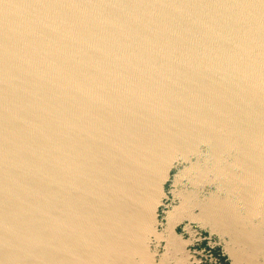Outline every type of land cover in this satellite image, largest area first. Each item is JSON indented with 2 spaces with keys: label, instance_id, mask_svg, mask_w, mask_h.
Segmentation results:
<instances>
[{
  "label": "water",
  "instance_id": "95a60500",
  "mask_svg": "<svg viewBox=\"0 0 264 264\" xmlns=\"http://www.w3.org/2000/svg\"><path fill=\"white\" fill-rule=\"evenodd\" d=\"M212 205L264 264V0H0V264H202Z\"/></svg>",
  "mask_w": 264,
  "mask_h": 264
},
{
  "label": "flooded vegetation",
  "instance_id": "af4514ba",
  "mask_svg": "<svg viewBox=\"0 0 264 264\" xmlns=\"http://www.w3.org/2000/svg\"><path fill=\"white\" fill-rule=\"evenodd\" d=\"M192 229L186 233L185 237L187 239L192 238L191 249L202 264H231L220 239L215 233L209 229H201L195 223H193ZM192 234L195 237H192Z\"/></svg>",
  "mask_w": 264,
  "mask_h": 264
},
{
  "label": "bare ground",
  "instance_id": "6f19581e",
  "mask_svg": "<svg viewBox=\"0 0 264 264\" xmlns=\"http://www.w3.org/2000/svg\"><path fill=\"white\" fill-rule=\"evenodd\" d=\"M205 202H207V200H205ZM206 207H208V206H206ZM208 208H210V207H208ZM198 209H199V212H198V214L197 215H193V216H191L190 217V221L192 222V221H196V222H199L200 220H202L203 218H201L200 216H202V215H206V214H204V212L202 211V209H200V207H198ZM211 209V212H210V216H211V218H209L210 216H207V218H205V219H203L204 221H203V223H202V225L203 226H210L211 228H212V232L214 231V230H217V228H218V223L219 222H224V224H223V228H224V230L226 231V232H229L228 230H230V226H227L228 225V221H230L225 215H223V213L221 212V210L216 206V205H212V208H210ZM222 215L223 217H221L220 215ZM217 224V225H216ZM193 225V223H191V224H189V227H191ZM201 226V225H200ZM219 226H221L220 224H219ZM193 229H190L189 231H192ZM224 231V232H225ZM218 232V231H217ZM220 232V231H219ZM223 231H221V233L223 234L224 233ZM214 233V232H213ZM218 236V235H217ZM192 237H195V235L194 234H192ZM218 238H219V236H218ZM192 239V238H191ZM191 239H189V241H190V243H192V240ZM220 239V242L222 243V239L221 238H219ZM233 240V239H232ZM244 257V253L243 252H241V262H242V258Z\"/></svg>",
  "mask_w": 264,
  "mask_h": 264
}]
</instances>
